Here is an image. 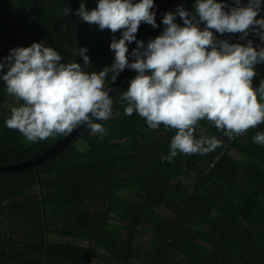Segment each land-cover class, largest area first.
<instances>
[{
    "label": "trees",
    "instance_id": "1",
    "mask_svg": "<svg viewBox=\"0 0 264 264\" xmlns=\"http://www.w3.org/2000/svg\"><path fill=\"white\" fill-rule=\"evenodd\" d=\"M194 2L154 0L158 27L142 23L137 39L157 37L163 13L181 4L192 11ZM79 3L0 0V58L12 48L43 42L64 63L82 65L76 51L87 48L86 72L110 66L109 44L119 31L80 22L74 15ZM85 6L94 9L96 0ZM262 16L264 11L257 19ZM135 46L128 45L129 52ZM256 71L254 89L264 79V64ZM134 76L133 71L111 95L113 116L95 121L106 134L85 127L55 156L0 174V264H264V146L252 140L264 123L229 139L200 120L195 137H215L219 146L162 163L175 130H151L116 103ZM22 103L0 81V168L35 159L67 136L33 143L7 128L5 117Z\"/></svg>",
    "mask_w": 264,
    "mask_h": 264
},
{
    "label": "clouds",
    "instance_id": "2",
    "mask_svg": "<svg viewBox=\"0 0 264 264\" xmlns=\"http://www.w3.org/2000/svg\"><path fill=\"white\" fill-rule=\"evenodd\" d=\"M85 4L80 0L74 13L80 22L113 34L119 31V38L113 35L109 44L111 65L99 72L84 71L90 65L87 48L76 51L82 65L61 62L63 57L43 42L10 49L0 58V81L23 103L5 117L7 128L33 143L81 127L104 135L107 128L95 121H108L114 103L105 80L111 73L115 82L125 69L135 76L116 102L124 115L135 112L151 130L161 125L175 130L162 163H172L178 154L204 155L219 146L215 137H195L200 120L211 122L229 139L264 123V79L252 86L257 65L264 64V16L257 19L264 0H195L192 11L177 5L162 14L163 30L147 43L136 34L142 23L158 27L154 0H96L92 10ZM64 12L67 16L70 9ZM214 33H239L240 41L251 34L260 44L253 39L230 43V37L220 39ZM132 43L136 46L129 52ZM252 140L264 146V131Z\"/></svg>",
    "mask_w": 264,
    "mask_h": 264
},
{
    "label": "water",
    "instance_id": "3",
    "mask_svg": "<svg viewBox=\"0 0 264 264\" xmlns=\"http://www.w3.org/2000/svg\"><path fill=\"white\" fill-rule=\"evenodd\" d=\"M230 43H236L233 41H229ZM133 71L129 69H125L123 72H121L115 82H111L107 87L111 88V93L112 95L117 88L122 84V82L126 79L128 75H130ZM85 128V127H84ZM80 128L77 131H74L72 134L67 135L61 142H59L54 148H52L49 151L44 152L42 155L36 157L35 159H32L30 161H27L25 163L19 164V165H14V166H8V167H2L0 168V174L2 173H7V172H14V171H21V170H26L29 169L33 166H36L40 162L44 161L45 159L55 156L59 152L63 151L78 135L79 133L84 129Z\"/></svg>",
    "mask_w": 264,
    "mask_h": 264
},
{
    "label": "built area",
    "instance_id": "4",
    "mask_svg": "<svg viewBox=\"0 0 264 264\" xmlns=\"http://www.w3.org/2000/svg\"><path fill=\"white\" fill-rule=\"evenodd\" d=\"M201 27L203 28V25H201ZM214 35H217L218 38H220V39H229V37H230L229 41H233V42H236V43L239 42L241 44H246L248 39H253L254 44H260V41H259L258 37H253L251 34L249 35V37H247L243 41H240L238 39V37L240 36L239 33H236V34H225L223 36H220L219 34H215L214 33ZM262 46H264V45H262ZM253 88H254V86H253Z\"/></svg>",
    "mask_w": 264,
    "mask_h": 264
}]
</instances>
